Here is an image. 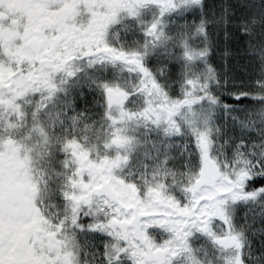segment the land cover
<instances>
[{"label":"snow or ice","instance_id":"obj_1","mask_svg":"<svg viewBox=\"0 0 264 264\" xmlns=\"http://www.w3.org/2000/svg\"><path fill=\"white\" fill-rule=\"evenodd\" d=\"M0 264H264V0H0Z\"/></svg>","mask_w":264,"mask_h":264}]
</instances>
